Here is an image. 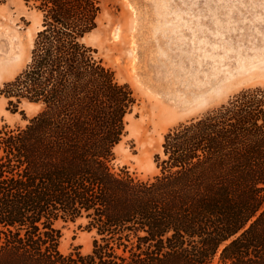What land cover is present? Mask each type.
<instances>
[{"label":"trees","instance_id":"16d2710c","mask_svg":"<svg viewBox=\"0 0 264 264\" xmlns=\"http://www.w3.org/2000/svg\"><path fill=\"white\" fill-rule=\"evenodd\" d=\"M23 2L41 28L0 98L40 110L0 127V264H264V86L166 133L152 179L115 171L135 98L84 42L100 0ZM77 219L92 250L63 254L56 225Z\"/></svg>","mask_w":264,"mask_h":264},{"label":"rangeland","instance_id":"374dc122","mask_svg":"<svg viewBox=\"0 0 264 264\" xmlns=\"http://www.w3.org/2000/svg\"><path fill=\"white\" fill-rule=\"evenodd\" d=\"M97 28L84 42L126 84L135 105L113 167L141 180L158 174L166 133L201 117L242 89L264 86V0H100ZM41 14L23 0L0 3V84L30 58ZM0 98V127H24L39 106L24 103L23 119ZM59 250L89 254L95 232L87 220L59 221ZM217 263V257L213 261Z\"/></svg>","mask_w":264,"mask_h":264}]
</instances>
